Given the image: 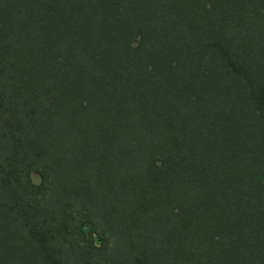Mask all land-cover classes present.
Returning <instances> with one entry per match:
<instances>
[{"label": "trees", "instance_id": "trees-1", "mask_svg": "<svg viewBox=\"0 0 264 264\" xmlns=\"http://www.w3.org/2000/svg\"><path fill=\"white\" fill-rule=\"evenodd\" d=\"M0 264H264V0H0Z\"/></svg>", "mask_w": 264, "mask_h": 264}, {"label": "rangeland", "instance_id": "rangeland-1", "mask_svg": "<svg viewBox=\"0 0 264 264\" xmlns=\"http://www.w3.org/2000/svg\"><path fill=\"white\" fill-rule=\"evenodd\" d=\"M32 180H33L34 183H38V178L36 176H34V175L32 176Z\"/></svg>", "mask_w": 264, "mask_h": 264}]
</instances>
